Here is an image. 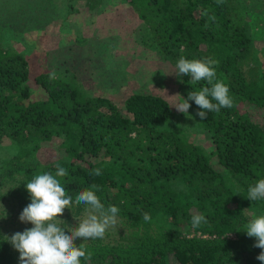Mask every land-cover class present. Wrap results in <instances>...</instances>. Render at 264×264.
Wrapping results in <instances>:
<instances>
[{
  "label": "trees",
  "instance_id": "1",
  "mask_svg": "<svg viewBox=\"0 0 264 264\" xmlns=\"http://www.w3.org/2000/svg\"><path fill=\"white\" fill-rule=\"evenodd\" d=\"M86 4L136 18L140 28L129 27L135 33L128 35L125 28L119 33L135 36L163 60L176 63L183 55L218 61L216 79L228 85L233 106L209 111L202 121L192 100L188 114L176 113L162 96L133 92L120 109L73 78L33 72L22 52L0 46V212L6 217L0 225V264H19L8 237L32 227L19 220L31 202L26 183L37 174H55L57 163L68 172L57 178L73 200L97 184L101 202L120 210L116 234L75 241L89 254L81 264H264L256 259L261 252L253 246L256 238L244 231L253 215L264 214V200L247 198L249 186L264 178V61H255L251 47L253 31L264 23L258 17L262 11L252 15L251 6L264 12V0ZM179 79L174 89L181 99L206 85L191 84L187 75ZM30 85L40 94L32 95ZM52 139L59 140L65 157L42 164L36 153ZM95 168L101 175L90 174ZM84 207L66 208L62 219L77 224ZM145 212L151 221H144ZM194 214H203L207 223L193 228Z\"/></svg>",
  "mask_w": 264,
  "mask_h": 264
},
{
  "label": "rangeland",
  "instance_id": "2",
  "mask_svg": "<svg viewBox=\"0 0 264 264\" xmlns=\"http://www.w3.org/2000/svg\"><path fill=\"white\" fill-rule=\"evenodd\" d=\"M3 8L7 11L0 15V46L22 52L33 72H52L73 78L85 91L107 95L120 109H123L125 98L133 92L154 93L166 98L171 105L181 100L174 89V84L180 82V76L174 73L177 62L163 60L155 50L136 43L135 36L125 39L119 33L125 28L129 35L133 32L129 29L131 24L137 28L141 26L136 18L131 21L126 11L108 10L97 4L89 8L86 0H0V11ZM251 9L252 15L262 11L258 17L263 19L260 7L251 6ZM261 26L264 28V23ZM261 28L253 31L251 43L252 54L259 64L264 61ZM30 82L33 84V79ZM29 89L32 95L40 94L32 85ZM174 111L181 113L175 107ZM195 137L204 140L202 134ZM58 142L52 139L41 143L36 153L40 163H52L65 157ZM2 206L0 203V209ZM5 223L6 217L4 219L0 212V225ZM120 227L117 222L107 232L116 234ZM183 234L191 236L194 233Z\"/></svg>",
  "mask_w": 264,
  "mask_h": 264
},
{
  "label": "clouds",
  "instance_id": "3",
  "mask_svg": "<svg viewBox=\"0 0 264 264\" xmlns=\"http://www.w3.org/2000/svg\"><path fill=\"white\" fill-rule=\"evenodd\" d=\"M222 2L223 0H217V3ZM217 64L218 61L211 57L187 59L183 55L180 56L174 73L177 76H190L191 84L205 81L206 85L199 90L190 91L186 99L182 98L173 103L172 106L178 112L188 114L191 107L189 100H192L200 109L196 115L203 121L209 111L219 112L221 108L233 106L228 85L216 79ZM50 78L54 79L55 73H51ZM56 169L55 174L44 172L35 175L25 185L31 202L23 208L19 220L30 222L32 227L25 228L22 232L17 231L8 237L10 244L19 252V264H81V258H88L89 254L83 243L77 245L75 241L78 238L83 241L103 239L107 230L117 225L120 210L115 205L106 207L101 202L97 195L99 185L92 184L81 190L73 200L57 178L67 176V170L58 163ZM90 174L99 176L101 169L95 168ZM247 198L251 201L264 200V178L249 186ZM81 204L85 206V214L82 219L75 217V227L59 218L66 208L72 210L74 206ZM143 219L145 222L151 221L150 214L145 212ZM202 223H207L203 214L192 216L193 228H198ZM244 231L247 236L256 238L253 246L261 249L256 259L264 262V214L253 215L245 225Z\"/></svg>",
  "mask_w": 264,
  "mask_h": 264
}]
</instances>
